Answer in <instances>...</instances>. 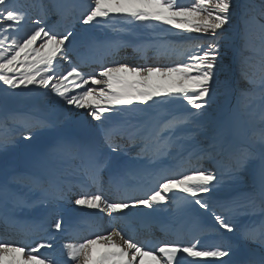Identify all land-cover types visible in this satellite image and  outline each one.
<instances>
[{
	"label": "snow or ice",
	"instance_id": "6c2138e0",
	"mask_svg": "<svg viewBox=\"0 0 264 264\" xmlns=\"http://www.w3.org/2000/svg\"><path fill=\"white\" fill-rule=\"evenodd\" d=\"M233 9V0H194L190 5L181 4L179 0H91L90 7L80 15V21L85 26L95 27L111 24L114 20H131L161 31H166L162 26L167 25L184 33L200 34L190 39L186 46V60L181 63L163 66H104L98 73V79L96 74L80 71L77 65L63 70V62L68 59V47L75 38L72 30L58 33L46 24V13L24 30L30 19L27 14L20 10L15 0H0V83L12 90L37 86L46 90L45 95L50 92L69 106L87 110V114L102 129V144L89 149L84 165L85 174L96 183L99 174L115 163L105 154L104 147L113 153L122 150V146L116 143L118 137L126 138L130 143H143L145 147L137 155L150 152L151 156L159 157L171 155L170 149L178 153L185 150L181 143L186 139L182 129H200L204 126L200 118L207 115L217 86L223 83L226 90L229 88L227 80H219L221 71H228L226 53L222 51L221 41L224 36L221 30L230 24ZM260 16L264 17V4L261 5ZM242 19L245 29L241 39L244 41V49L249 50L248 25L254 18L249 17L246 10ZM255 22L262 40L261 60L259 75L255 72L249 74L248 69L252 67L250 57H242L240 60V77L252 85L250 90L240 92L238 102L244 108L250 106L252 99H259L264 106V23L259 20ZM89 81L91 85L103 87H85ZM162 96L168 97L170 101L182 99L195 111L173 116L156 129L127 122L116 127L110 126L114 119L132 112L135 109L134 102L148 105L154 102V98ZM261 119L264 120V111ZM44 126L40 121L30 125L29 134L24 139H32V127ZM259 143V153L250 148H241L233 153L234 173L242 171L254 160L259 161L260 170L258 190L248 194L239 205L249 209L252 214L259 208L262 214L258 222L243 225L239 229L240 242L258 244L260 254L258 257L250 256L239 264H264V136ZM6 147V143L0 144V149ZM210 147H215V144ZM211 155L209 152L200 154L192 150L186 158L181 157L179 164L159 168L150 174L151 186L142 195L130 197L125 194L119 200L110 201L97 189L94 193L81 194L70 202L76 207L106 213L119 222L129 215L124 210L137 206L155 210L175 200L179 192L183 194L184 204L199 206L212 215L220 228L233 233L237 229L232 219L218 212L210 199H205L224 179L215 171L205 169L202 165L197 166L202 159L211 158ZM13 181L25 184L30 191L40 192L39 199L31 204L23 196L18 197V207L48 204L52 206L50 215L59 217L60 202L69 200L71 188L65 190L55 182L42 183L35 178L19 177H14ZM226 211L231 212L233 209ZM51 227L56 232L64 231L61 218H56ZM31 231L39 238L34 246L0 239V264H57L52 255L41 252V249L53 248L52 243L40 236L43 229L34 226ZM64 249L66 264H184L182 257L192 258L188 264H235L231 260V242L205 248L198 240L188 244L173 241L151 247L134 241L130 236L125 238L123 229L95 234L94 238L82 239L79 243H66ZM145 257L150 259L145 260Z\"/></svg>",
	"mask_w": 264,
	"mask_h": 264
},
{
	"label": "rangeland",
	"instance_id": "374dc122",
	"mask_svg": "<svg viewBox=\"0 0 264 264\" xmlns=\"http://www.w3.org/2000/svg\"><path fill=\"white\" fill-rule=\"evenodd\" d=\"M26 3L30 2L28 0H23ZM35 0L32 1V3ZM41 0H36V5L34 7H37L38 4H40ZM44 3L48 1V5L45 7L44 5V12L50 10V7H54L53 0H43ZM15 2L19 5V1ZM20 10L25 12L27 16L30 18L27 25L25 26L24 30H27L28 27L32 26V21L37 19L42 14V7L40 9H37L34 11L33 14H28L29 9L25 10L24 6H19ZM39 8V7H38ZM85 11V10H84ZM234 14V12L232 13ZM81 15V14H80ZM117 22V23H115ZM239 22V21H238ZM111 24L116 25L117 29L115 27L113 30L115 32H120L128 37V39H132L133 41L127 40L126 36H124V39H126V42H130L133 46L139 47L142 49H138V55H144L147 54L148 58L146 59V56L143 60V63H137V64H128L129 66H163V65H175L177 64L175 59L172 58L173 54H167V48L164 46H167L165 43L166 41L173 40L174 43H176L174 48H178L180 42H187L189 41L188 37H196V33H191L195 35H191L189 33H184L181 30H177L174 28H171V26L164 25L162 26L163 29L166 31H161L160 29H154L151 25H141L138 22L135 21H125V20H114ZM127 24L126 26H124ZM230 24L228 25V28L222 29V33L228 31H232L235 34V31L233 29H230ZM235 30L241 31L244 30L245 25L242 24V22H239L238 24H234ZM84 27V26H83ZM126 27V30H122V28ZM86 28V27H85ZM82 31L83 28L80 27L79 31ZM184 33L185 35H180ZM176 35V36H174ZM157 36L159 37L158 40L153 43L150 42L148 37ZM178 36V37H177ZM186 36V37H183ZM171 37V38H170ZM134 40L136 42H134ZM141 40V41H140ZM171 41V42H173ZM10 42V41H9ZM178 42V43H177ZM158 45L159 52H156L157 47L153 46ZM238 43H235V48L232 53V63L235 62V58L237 57L239 51L237 48ZM153 50V54L150 55V52ZM169 50V49H168ZM175 50V49H173ZM132 51H127L125 53H130ZM139 56V57H140ZM129 57V56H128ZM159 59H162L160 64H157ZM150 61V63H149ZM115 64L111 65L114 66ZM70 66L63 63V70L69 69ZM91 85V84H90ZM31 87V88H30ZM28 89H19L18 93L20 94V91L23 92V96H27L28 92L25 93V91L29 89H36V97L32 101V99L28 100L32 105V107H35V113L33 112L34 116L37 121H40V119H43L42 117H45L47 119L46 122H43L44 125H47L48 129H53L56 132H58V135H56V138L52 139L51 142L44 141L45 146L42 148H39L32 152V155L30 157V160L25 166V159L22 157H17V152H14L11 150L13 147L17 146L20 148L25 149L27 146V141L31 142H39V138H41L44 134H41L40 132L46 131L43 127L37 129L40 130L36 131L35 129H31V140H25L24 136L29 134L28 128L24 125L17 124L15 125L16 128L7 127V134L6 132H2L0 134V144H7L6 148L0 149V204H10L12 206H17L16 201L18 197L23 196L26 200L28 199V194L30 193L29 187L25 186L23 183H15L13 181L14 177H19L21 179L24 178H37L38 175H41L42 172L46 173V176L49 174V176H55L53 171L58 170L60 172V175L56 178L60 179L61 177L70 178L72 176L74 170L76 168L80 167H72L78 165L80 162H83L81 160H78V157H81L82 153H85V158L87 162L88 158V152L89 149L95 146H99L102 144V129L98 125V122L93 120L88 114L86 109H76L74 106L67 105L64 101H62L59 97L55 96L52 93H48L45 95L44 93L46 90L40 89L37 86H30ZM85 87H93L98 89L99 87L95 86H88ZM7 86L0 83V106L2 109H0V120L3 117V115H6V112L8 111V97H9V91L11 89H7ZM33 93V92H32ZM45 97L43 99V102L45 103V106H38V98ZM4 100V101H2ZM7 100V101H6ZM34 103V105H33ZM135 109L132 111L131 115L129 117H126L127 114H125L123 117H119L113 120L112 124L110 126L116 127L119 125H124L125 122L131 125H137V126H146V128L149 129H156L153 127L155 125V120H158V122H161L159 120L161 114H167V120L170 119L173 116H181L186 115L188 112H184L185 110H188L189 106L187 105L186 101L182 99H175L170 101L168 97H159L154 98V102H149L148 105L139 104V102H134ZM259 112H262L261 109H264V106L261 104L258 108ZM183 111V112H181ZM210 113L211 112H217L218 110H214L212 107H209ZM244 114H247L246 109H243L241 104L237 100V95H235L233 101H227V103L224 105L223 109L215 113L216 119L214 121V128L212 130L211 127H206V123L210 122L208 119H212L209 117H201L200 119L203 122V127L200 129H193L190 128V133L188 136L187 128L182 129L181 131L184 133L186 139L183 140L185 143V148L192 145L196 146L199 150H202L204 152L211 153V157L214 156L216 158H220L218 153L220 151L227 152L229 150L231 151H237L241 148H250L251 150L259 153L261 151V144L258 143V146H254L253 142H251V138H249V135L251 132H255V129H260L259 126H254L251 124L247 119L243 118ZM107 115V114H106ZM152 117V118H151ZM159 117V118H158ZM148 118H151L148 120ZM214 118V117H213ZM124 119V120H121ZM123 121L122 123H118V121ZM165 120V118H164ZM208 120V121H207ZM137 122H142L141 125H138ZM4 123L7 122V120L4 118ZM167 121H165L166 123ZM151 123V124H150ZM153 124V125H152ZM5 126L8 125V123L4 124ZM258 127V128H256ZM12 128V129H11ZM33 128V127H32ZM68 128V129H67ZM75 130H83L84 133V142H76L74 140V133ZM206 132V133H205ZM211 132V133H210ZM204 133V134H203ZM203 134V135H202ZM195 137V139H193ZM127 140V139H126ZM95 142V146L94 143ZM184 142H181L184 144ZM119 145L122 146V149H126V152L128 153V157L132 158L133 160H137L138 162L142 161L143 159H146V163L142 164L141 166L147 167L149 170H153V165L157 164L160 165V167H166L167 164L169 166H175L181 162V157H187L188 153L187 151H181L177 152L175 150H169L171 151V155L166 156H159V157H153L151 156V153L144 155H137L141 152V149L145 147L143 143L137 142V143H130L127 141L126 144L123 145V143L118 142ZM215 144L214 147H210V145ZM72 145H77V147L74 150H71L70 147ZM217 147V149H216ZM256 147V148H255ZM104 152L106 155H109L111 157V152L107 147H104ZM124 153V152H123ZM31 154V153H30ZM75 154V156H74ZM115 154V153H114ZM119 156V159L125 160L127 159V156L124 157L121 154H115ZM77 156V157H76ZM117 159V161H119ZM209 159V158H205ZM70 160L72 161L70 163ZM114 161V159L112 158ZM132 160V161H133ZM209 161V160H208ZM225 163L227 162L224 160ZM211 163H206V161H201V163L197 166H205V169H209L212 171H215L218 176H223L224 179L220 185H218L216 188L213 189V191L205 197V199H210V202H212L216 206V210L218 212H221L227 216H229L232 219V222L235 224V227L237 229L236 238H233L232 243L236 245V241L239 240V229L246 223H252V218H258L262 217V214L259 210V208L256 209L255 214H252V212L249 209H245L242 207H239L240 204L243 203L245 198L248 194L252 193L253 191L258 190L259 188V182H260V170H259V161L254 160L249 163V165L243 169L242 171H239L237 173H234L232 170V167L230 166H220L219 162L216 161H210ZM195 163V161H193ZM204 164V165H203ZM156 168V167H155ZM157 170V168L155 169ZM103 170L102 172H104ZM25 172V175H21V173ZM29 174L31 177H29ZM64 174V175H63ZM171 195V194H170ZM179 195V192L176 193V196ZM38 198L40 197V192L38 191L37 195ZM229 199V200H228ZM223 205L224 211H221V206ZM233 209L231 211L232 213L228 214L229 211H226V209ZM170 211H173V209H169ZM203 210V209H202ZM244 211H247L246 213ZM203 214L205 217V220H207V224L210 226L206 228L204 234H202L199 238L196 239V241L202 240L209 241L211 240L213 243L220 242V239L227 238L225 237V234L223 231L224 229L220 228L212 215H208V212H205L203 210ZM241 215V216H239ZM213 218V220L211 219ZM174 219H176L174 217ZM203 220V222L205 221ZM204 225V224H203ZM178 223H175L173 226V232H175V229L177 228ZM195 226V224H191V227ZM112 231L111 229H108L107 232L104 234H107L108 232ZM198 231V230H197ZM213 231H216L213 233ZM196 232V231H195ZM194 232V233H195ZM219 232V233H217ZM224 240V239H223ZM222 240V241H223ZM183 241V240H181ZM226 242V241H224ZM239 252H237L238 254ZM149 258V257H148Z\"/></svg>",
	"mask_w": 264,
	"mask_h": 264
},
{
	"label": "trees",
	"instance_id": "16d2710c",
	"mask_svg": "<svg viewBox=\"0 0 264 264\" xmlns=\"http://www.w3.org/2000/svg\"><path fill=\"white\" fill-rule=\"evenodd\" d=\"M194 0H179V3L184 4V5H190L193 3ZM264 4V0H233V5L234 9L232 14V20L230 22V29H233V31H228L224 33V39L221 41L222 44V51L226 53L225 55V64L228 65V71H221L219 80L221 82L227 80L229 82V88L226 90L223 83L217 86L216 92L213 97V101L211 102L210 107H212L214 110H222L224 105L227 103V101H233L235 95H237V100L240 96L241 90H250L252 88V85H250L246 80L241 79L240 77V60L242 57H250V63L252 64V67L248 69L249 74L256 73L259 75V67H260V60H261V47H262V40H261V34L259 31L258 24L255 22L256 20H259L260 23H264V17L260 16L261 12V5ZM247 10L248 16L252 17L254 19L250 20L249 25H248V44H249V50L244 49V41L241 39V35L244 32V30L241 29L239 31L238 29L235 30L234 24H238L239 22H243V15L245 11ZM239 21V22H238ZM224 28H228V25H226ZM245 29V27H244ZM182 35H185L182 33ZM195 35V34H191ZM176 36V35H174ZM200 35H197L196 37H199ZM178 37V36H177ZM186 37V36H183ZM196 37H188L187 39L189 41L187 42H180L178 48H174L176 43L169 41H166L165 43L167 46H164L167 48L169 53L173 54V58L175 59L176 63H181L186 60V46L189 44L191 38H196ZM154 40H158L159 37L157 36H152L150 37ZM171 38V37H170ZM178 43V42H177ZM235 43H238L237 48L239 49L237 57L235 58V62L232 63V53L235 48ZM175 49V50H173ZM168 53V54H169ZM30 87V86H29ZM31 88V87H30ZM19 89H15L9 91V97H8V102L7 105L10 108L9 112L6 113L5 119L7 120L6 123L8 125H4L3 121L0 123L1 128L3 132L5 131L7 134V127H12L13 129L16 128L15 125L21 124V125H31L34 122L33 118H30V115H32V112H35V107L30 104L32 101L35 99L36 95L32 93L34 90L30 91L27 90L25 91L30 93L27 96H23V92L20 91V94L18 93ZM32 99L31 102L28 100ZM39 99V98H38ZM37 99V100H38ZM4 101V100H2ZM7 101V100H6ZM40 101H43L40 100ZM46 103V102H45ZM45 103H42L40 105L45 106ZM247 103V101H245ZM261 102L259 99H252L251 104L248 108L246 109L247 114H244L243 118L247 119L251 124L254 126H259L260 129H255V132H251L249 135V138H251V142H253L254 146H258L259 140L261 139L262 136H264V120L261 119V113L259 112L258 108ZM34 105V103H33ZM188 110H185L184 112H189V111H195L194 109H191L190 106L187 108ZM24 111V114H15V111ZM32 110V112H31ZM209 107L207 109V115L205 117H209L212 119L210 122L206 123V127H211L212 130L214 128V121L216 119L215 113L217 112H211L208 111ZM264 111V109H261ZM183 112V111H181ZM7 116V117H6ZM214 117V118H213ZM207 120V121H208ZM11 128V129H12ZM258 128V127H256ZM211 133V132H210ZM256 148V147H255ZM233 153L230 150L227 152L220 151L218 153L220 158L213 157L212 159L216 160V162H222V159H225L227 162V166L235 167V160L233 158ZM203 160V159H202ZM208 161V160H206Z\"/></svg>",
	"mask_w": 264,
	"mask_h": 264
},
{
	"label": "bare ground",
	"instance_id": "6f19581e",
	"mask_svg": "<svg viewBox=\"0 0 264 264\" xmlns=\"http://www.w3.org/2000/svg\"><path fill=\"white\" fill-rule=\"evenodd\" d=\"M136 162V161H135ZM124 163V162H123ZM125 164H127V166H129L128 167V169L130 170V171H133L134 169L136 170V172H134L133 173V177L132 178H130V182H129V185H131V181H136V182H138L137 181V178H139V177H141V180H142V183L143 184H145V183H147V182H149L146 178H148V173H147V170H146V168L145 167H143V166H138L137 164H134V162L132 161V160H130L129 162H125ZM124 167L122 166V164L121 165H116L115 167H112V168H110V170L111 169H115V170H117L116 172H115V174H116V176H117V174H118V171L119 170H122V172L120 173V174H122V175H125L126 174V171L123 169ZM110 170H108V171H110ZM139 171H141V172H139ZM114 174V173H113ZM70 180H72V179H70ZM103 181H107V176L104 174V175H102L101 176V182L103 183ZM0 212H7V211H12L10 208H9V206H2V207H0ZM26 211V210H25ZM24 211V212H25ZM35 211H37V210H33L32 212H35ZM84 211H87V208H85L84 207ZM18 212H23V210H20V211H18ZM28 211H26V213H27ZM191 213H192V211H190V215H189V219L190 220H192V221H195V222H197V220L196 219H192L191 218ZM65 221L66 222H69L70 224H73L74 222L73 221H70V220H68V219H65ZM108 227V226H107ZM107 229V228H106ZM195 231H193V232H191V234H193ZM186 256V255H185ZM181 259H183V260H186V261H189L188 260V258L187 259H184V257H182ZM196 259H203V260H214V258H196ZM59 260H60V258H58L56 261L57 262H59ZM184 264H186L185 262H184Z\"/></svg>",
	"mask_w": 264,
	"mask_h": 264
}]
</instances>
